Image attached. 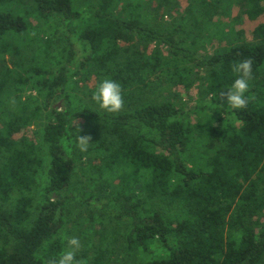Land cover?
<instances>
[{"label": "trees", "instance_id": "trees-1", "mask_svg": "<svg viewBox=\"0 0 264 264\" xmlns=\"http://www.w3.org/2000/svg\"><path fill=\"white\" fill-rule=\"evenodd\" d=\"M90 1L30 0L35 28L18 0H0V264L57 259L72 204L128 220L127 250L156 253L141 264H264V0H192L225 15L239 6L202 55L178 25H153L148 0ZM26 38L34 61L9 67ZM248 57V104L232 109L222 94ZM104 78L122 86L119 112L93 99ZM198 83L193 110L161 99ZM86 242L77 260L111 263L104 235Z\"/></svg>", "mask_w": 264, "mask_h": 264}, {"label": "rangeland", "instance_id": "rangeland-1", "mask_svg": "<svg viewBox=\"0 0 264 264\" xmlns=\"http://www.w3.org/2000/svg\"><path fill=\"white\" fill-rule=\"evenodd\" d=\"M18 10L24 17L34 26L35 28L39 27L40 20L36 18V13L31 6L30 0H18ZM97 0H92L91 2H96ZM151 8H158V13H153L150 17L153 25L155 27L159 26L158 23L164 24V27L173 30V27H181V35L188 37L191 42H195L201 50V54L205 51L209 52L217 48V39L215 38L214 33L223 29L222 24L227 21H231V18L236 17L239 13V6H233L230 10V14L225 15L223 12H214L207 8L202 7L198 2L192 1L191 3H197L194 8H192L194 13H187L186 10L190 5V0H171L172 5H164L160 2L161 7L159 9L158 0H148ZM172 6V9H171ZM87 8V6L85 7ZM28 9V10H26ZM183 14L184 17H183ZM245 29L249 32V29L254 28V23L250 21L244 22ZM161 27V26H159ZM163 28V27H162ZM34 35V34H31ZM47 35V33H46ZM75 46H77V37L76 35L72 36L70 40ZM19 55H9L4 56V61L6 64L13 68L15 62L24 63L25 65L31 64L35 59L36 52L34 51L35 44L30 41L29 38L23 40L21 44H18ZM64 47H69V43L63 42L60 46H57V51L62 50ZM78 49V48H77ZM79 51V49H78ZM57 54V53H56ZM90 79L88 82H86ZM86 80H81L80 85L84 87L83 84L86 83L90 87H93L95 84L94 77H89ZM202 82V81H201ZM203 87L202 84H196L191 90H186L184 85H178L173 87L170 91L165 93L161 99L169 98L179 103L180 107L185 109L193 110L197 105L203 102L200 97V88ZM61 102L58 104L60 106ZM199 117L206 118L205 113L198 115ZM84 122H80L78 127L84 129L82 126ZM86 129V127H85ZM44 173H42L41 178H44ZM92 208H87L80 206L78 204H72V213L70 215L71 221L68 224V227L65 231L62 232L61 236L66 238H71L73 236L77 237L80 240V249L83 248V245L87 248L90 247L86 242L87 238H91L92 242L95 243V246L102 245L101 236H105V247L113 248L114 253H111L112 259L110 264H141L142 262L149 261L153 259L155 254L148 253H131L126 248V236L129 231V221L128 220H117L114 216L107 212H95L96 220L91 219ZM98 232L100 234L94 235L91 234V231Z\"/></svg>", "mask_w": 264, "mask_h": 264}, {"label": "clouds", "instance_id": "clouds-1", "mask_svg": "<svg viewBox=\"0 0 264 264\" xmlns=\"http://www.w3.org/2000/svg\"><path fill=\"white\" fill-rule=\"evenodd\" d=\"M232 71L237 74L230 88L222 94L227 106L232 109H243L247 107L248 97L246 93L251 87V80L253 79V58L248 57L240 60L232 65ZM122 86L119 82L104 78L97 85L93 99L97 102L99 107L110 113L119 112L124 107ZM91 137L80 136L78 140V147L81 151H87ZM67 247L60 254V256L49 262V264H83L82 261L76 259L77 252L81 245L80 240L73 236L66 238Z\"/></svg>", "mask_w": 264, "mask_h": 264}]
</instances>
